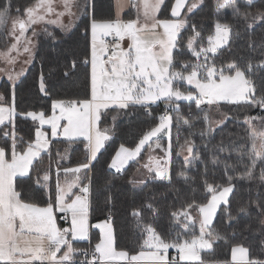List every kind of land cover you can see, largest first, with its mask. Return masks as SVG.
<instances>
[{
	"label": "snow or ice",
	"instance_id": "1",
	"mask_svg": "<svg viewBox=\"0 0 264 264\" xmlns=\"http://www.w3.org/2000/svg\"><path fill=\"white\" fill-rule=\"evenodd\" d=\"M92 0H89L91 3ZM251 5V0H246ZM57 0H35L29 6L21 8L16 6V15H12V0L0 6V29H3L9 21L12 28L9 32L16 43L7 48L6 52H0V58L6 59L9 63L14 62L15 57L9 54L13 51L20 54L18 45L22 38L26 41L23 52L31 55L29 45L31 41L25 33L33 25L41 23L57 24L61 28L63 25L61 17L73 15L72 7L75 0H59L63 11H57ZM143 6L144 22L137 19L124 22L116 20H97L94 16L90 20L91 31V98L83 100L53 101L52 108H58L60 114H53L45 117V113L28 112L27 117L33 121H39L40 125L48 124L51 127L52 137L63 135L68 139L82 136L87 141V155L83 162L74 168H64L65 174H76L74 179L65 181L62 186L57 183L55 201L51 198L46 206L39 207L35 203L25 202L23 194L16 190L14 178L29 175L33 161L40 157L41 151L48 148L46 133L39 128L35 132V142L28 143L26 150L22 153L17 151V140L15 132L14 117L15 93L13 91V102L10 107L0 106V126H4L5 137H11V160L7 159V152L4 147H0V264H73L76 253L81 252L73 246V241L87 240L89 238L88 222V193L90 191L91 177H88L89 184L81 186L80 173L85 175L91 171L93 162L97 160L98 153L105 147V141L111 137L109 129L101 131L98 124L102 121V116L109 109L127 110L133 106H147L150 103L164 101L166 111L159 117V124L146 132L139 140L134 149H129L121 145L108 164L109 169H115L121 173L129 161H134L141 154L145 146L152 147L154 138L164 133L171 139V128L173 117L168 114V108L178 110L175 101L195 100L197 108L200 104L207 102L209 105L219 101H226L232 104L251 103L264 108V95L256 97L257 89H264V79L258 83L251 78L253 64L251 61L246 68H242L235 61L229 62L226 67L217 68L215 57L221 50L229 45L232 36V25L222 23L217 19L214 24V32L205 37L203 26H198L189 14H192L203 0H175L171 7V17L167 19L157 18L164 0H140ZM139 8V5L134 4ZM214 7L217 13L220 9L229 7L232 10L234 21H244L248 29H252L257 22L264 23V10L241 12L237 0H215ZM186 9L184 15L181 10ZM55 13L56 19H49ZM190 29L186 41V47L191 55L196 58L195 62L183 60L177 67V56L183 54L184 44L181 43L182 30ZM17 30L19 35H17ZM85 31H88L86 27ZM35 35V32H33ZM51 35V33H49ZM238 35V34H237ZM112 36V41L105 38ZM127 38L128 47L124 48L122 42ZM206 39V45L204 40ZM174 50H177L174 53ZM211 54V56L209 55ZM86 64L89 61H84ZM75 67V61H73ZM257 68H264V61L256 65ZM190 69V70H189ZM226 70H232L234 74H226ZM19 75V74H18ZM67 75V73H65ZM9 79H14L11 75ZM191 86L195 92L185 89L183 84ZM40 90L46 93V86L43 75L40 77ZM4 100L0 96V101ZM205 120L208 119L205 114ZM115 117L113 120L115 121ZM256 117H245V122L249 125L250 138L253 143V152L249 155L251 164L246 166L243 174L235 179L252 181L256 178L255 169L258 163L261 165L259 179L264 182V132H258L252 121ZM6 121L12 123L11 132L7 129ZM65 121V123H61ZM185 125L189 124L187 119L183 120ZM264 124V120H261ZM62 129V132L60 131ZM204 135V133H201ZM259 139V148L256 146ZM189 156L193 154L191 141L185 142ZM156 148H162L160 143H155ZM165 151V164L159 160L154 161L156 178L159 180H170L168 169L165 165L170 162L171 144ZM199 159V157H195ZM149 160L153 158L149 156ZM212 163L218 164L216 159ZM149 172L153 167L144 165ZM224 175L227 176V184L217 185L209 183L205 179V187L210 198L206 203H197L193 200L183 208L172 212V217L176 222L181 223L185 233L195 227L196 220L189 213V209H194L199 215V235L192 234L190 239L182 238L177 233L175 239L166 240L156 228L151 224L143 225V232L146 238L141 245V252L138 255L128 257L124 251L117 252L113 247V230L111 217L109 220L98 223L96 228L100 229V240L95 244V248L89 257L85 250L82 254L85 260L81 264H112L115 260H129L137 262L140 260L150 261L151 264H204L201 257V250L211 249L212 242L223 237L213 228V220L217 215V210L221 209L228 216V220H233L229 211V196L233 193L235 184L234 177L229 174V169L235 171L231 165L225 164ZM59 170V169H58ZM187 182L190 178L186 173H180ZM49 175L43 176L46 183ZM134 182V181H130ZM39 183V179L37 181ZM139 183H143L140 181ZM73 188H79L80 194H74ZM74 196V198H72ZM259 210V232L264 237V203L254 202ZM152 208V205H148ZM153 214L156 209L152 208ZM63 213L62 219L70 221V226L59 228L57 226L56 213ZM239 213L248 214V206L243 205L238 209ZM134 216L140 217L139 212L134 211ZM183 217V221H181ZM140 221L138 220V224ZM245 227H251L246 225ZM70 237V238H69ZM264 252V238L260 241ZM148 249L145 252L143 249ZM169 249H176L178 256L169 259ZM58 253H62L58 256ZM233 264H264V259L250 258V250L240 245L231 249Z\"/></svg>",
	"mask_w": 264,
	"mask_h": 264
},
{
	"label": "trees",
	"instance_id": "2",
	"mask_svg": "<svg viewBox=\"0 0 264 264\" xmlns=\"http://www.w3.org/2000/svg\"><path fill=\"white\" fill-rule=\"evenodd\" d=\"M5 2L6 0H0V6ZM33 2L35 0H12V15L16 14L17 5L24 8ZM171 3L172 0L164 1L157 15L159 19L170 18ZM214 4L215 0H203V4L189 15L198 26H203L205 37L214 32L217 19L232 25L229 45L215 57L216 67H226L229 62L235 61L242 68H246L251 61L253 64L251 78L258 83L264 79V68L256 67L264 61V23L257 22L252 29H248L244 21L233 20L231 8L225 7L217 13ZM237 4L242 13L264 10V0H253L251 5L246 0H237ZM134 12L132 7L129 8L122 14L121 19L128 18V15L132 16L131 13ZM93 16L97 20H114V0H92L87 10L79 16L74 28L66 35L57 28H50L51 35L46 33L39 37L35 58L25 75L15 84L1 80L0 96H3L4 100L0 101V104L11 106L13 91L15 93L17 115L14 117V124L18 152H23L35 137V121L23 114L43 112L45 116H49L53 101L90 98L89 25ZM182 34L181 43L184 44V48L183 54L177 56V67L183 60L193 63L196 60L186 47V41L191 35L190 29L182 30ZM4 37L3 29H0V44L4 42ZM204 43L206 45V39ZM176 51L174 50V53ZM86 59L89 61L87 64L84 62ZM230 72L232 70H226V73ZM41 75L44 77L46 93L40 90ZM185 89L192 90L184 83L182 90ZM261 95H264V89L258 88L255 96ZM177 105L178 110L170 108V113L168 112L173 117L171 157L168 167V175L171 179L159 180L153 175L138 188L130 181L144 153L139 159L129 162L121 173L109 169L108 164L121 145L127 148L134 147L141 137L158 123L166 107L160 102L150 107L148 111L144 110V106H133L127 110L112 108L102 116L99 125L111 127V138L105 141V147L98 153L91 171L87 175L84 172L81 174V186L88 185V177H91L89 197L91 222L107 219L106 216L109 215L114 236L113 245L125 250L129 255L141 249L146 236L142 230L145 224L151 223L166 240L175 239L177 233L182 236V232L174 222L172 212L183 208L193 200L197 203H205L210 195L206 191L205 179L209 183L226 186L227 176L224 175V166L228 164L235 168V171L229 169L235 184L233 193L229 196V211L235 219L228 220L223 205L218 209L212 228L223 238L213 241L212 248L203 253L202 260L204 264H228L231 261V249L237 245L249 248L250 258L264 259L260 243L264 237L259 232V210L254 203H264V182L259 179L261 165L258 163L254 170L256 176L254 180L235 179L245 172L246 166L251 164L249 155L253 152L251 129L245 122V117H261L264 120V108L251 103H219L218 107L226 118L218 127L211 130L207 127L204 110L197 108L195 101H183ZM115 115L117 116L114 121ZM184 119L189 121L188 125L183 123ZM6 124L5 130L11 132L12 123ZM3 128L4 126H0V129ZM262 132H264V124H262ZM186 141H191L194 147L191 157L184 160L178 152ZM259 143L257 139V148ZM11 145V137H5L3 130H0V147L6 149L7 155L12 152ZM86 145L84 139H51L47 150L33 161L29 175L15 180L16 190L23 194V200L39 206H46L50 198L54 202L57 183L61 182L63 169L74 168L84 161L87 155ZM152 148H155L154 144ZM197 156L199 159L195 158ZM213 159L218 160L219 163L214 165ZM182 172L190 178L187 182L181 177ZM45 174L49 175L46 183L43 181ZM38 179L39 183H37ZM149 204L156 209L155 215L152 208L148 207ZM243 205L248 206V214L238 212ZM134 211L139 212L141 216H134ZM246 225L251 227H245ZM73 246L81 250L74 256V260H78L82 251L87 249L86 243H75ZM181 264L190 263L181 262Z\"/></svg>",
	"mask_w": 264,
	"mask_h": 264
},
{
	"label": "rangeland",
	"instance_id": "3",
	"mask_svg": "<svg viewBox=\"0 0 264 264\" xmlns=\"http://www.w3.org/2000/svg\"><path fill=\"white\" fill-rule=\"evenodd\" d=\"M131 1L133 2V5L134 4L139 5V8L132 5L134 7L135 12L131 13L132 16L128 15V18H125L122 21L127 22L128 20L137 19L138 16H139L140 22L143 23L144 22V15H143L144 9H143L142 4H140V0H131ZM148 2L151 3V2H153V0H148ZM174 3H175V0H172L171 7H172V5ZM88 4L90 6L89 0H75V4L72 7L73 15L70 17L69 15L66 14L63 17H61L63 25L67 26L65 28H61L57 24H49V23H41V24L33 25L32 27H30L28 29V31L25 33V36L28 38V40L31 41V44L29 45V47L31 48V55H29L28 53H24L23 52V47H24V44L26 43V41L22 38L21 43L18 45V49H19L20 54L17 55L16 51H13V52H11L9 54L11 57H15L14 62L9 63L6 59L0 58V82H1V80H6V81H8L11 84H15L18 80H20L25 75V73L27 72L29 66L32 64V60H34V58H35L36 45H37V42L39 40V37L44 35V34H46V33H51L50 32V28H52V27L59 29L65 35L70 33L71 30L74 28L79 16L83 12H85L87 10ZM55 7H56L57 11H63V7L59 3V0H57V3L55 5ZM171 7H170V18H172L171 17ZM185 11H186V9H182L181 10V15ZM15 15H13V16H15ZM49 19H56L55 13H53L49 17ZM114 20H116V19H114ZM11 28H12V24H11V21H9L8 24L3 28V33H4L5 37H4V42H2V44H0V52H6L8 47H10L13 43H16L15 39L11 35H9V32H10ZM33 32H35V35L33 34ZM16 34L19 35V31L18 30H17ZM111 37L112 36H109V37H106L105 39L108 40ZM128 44H129V41L126 38L122 42V46L124 48H127ZM209 55L211 56V54H209ZM90 60H91V31H90ZM90 73H91V64H90ZM226 74L231 75V74H234V72L232 71V72L226 73ZM10 75L14 79H9ZM189 87L191 88V86H189ZM191 91L195 92V89L192 88ZM90 92H91V83H90ZM183 101L184 102H190V101H186V100H181V101H175V104L177 105V103L183 102ZM192 101H195V100H192ZM160 102H162L164 104V106L166 107V103L164 101H157L156 103H152V104L155 105V104L160 103ZM219 103H228V102L219 101V102H217L215 104L209 105L205 101V102L200 104V109H203L205 114H207V116H208L207 127L209 129H211V130H213L214 128L218 127L226 118L225 114H223L220 111L219 107H218ZM170 108H172V107H169L167 110H170ZM53 114L59 115L60 114L59 109L57 108L55 110V113H54V110L51 107L50 115L49 116H45V117L46 118L47 117H51ZM116 116L117 115H115L114 117L116 118ZM256 118L257 119L252 121V124L255 126V128H256V130L258 132H262L261 120H263V119L261 117H256ZM61 123H65V121H61ZM35 124H36V129L39 128L41 131L46 133L47 140H48V145H49L50 140L54 139V138H62V139L70 140V139L64 137L63 135H60V136H57V137H52V135H51V127L48 124H44V125L41 126L39 121H35ZM158 124H159V121H158V123L155 126H157ZM98 127H99V129L101 131H103L104 129H109V133L108 134L109 135L111 134V127L110 126L101 127L98 124ZM36 129H35V132H36ZM60 131L62 132V129H60ZM171 137H172V132H171ZM35 138L36 137H34V141L32 143L35 142ZM74 139H84V138L82 136H79V137H75V138H73L71 140H74ZM258 142H260L259 139H258ZM155 143H160L162 145V148L164 150H167L169 148V144H171V139L169 140V136L167 134L161 133V134H159L158 138H154V142L152 143V146H153V144L155 145ZM136 145L134 147H132V148H129V149H134L136 147ZM119 148L116 151H118ZM145 149H146V151L144 152ZM164 150H162L161 148H156V147L155 148H152V147L149 148L148 146L144 147V149L142 150L141 154L136 158V160L139 159L140 156L144 153L142 161L139 163V165L137 166V168L134 171L133 175L131 176V181H134V182H131V183H132V185L134 187L138 188V187L142 186L144 184V182L148 178L153 177V175L156 176V170H155L154 161L165 157V151ZM42 152H44V151H41V153ZM20 153H22V152H20ZM178 154L184 160H187V159H189L191 157L188 154L187 146H186L185 142L180 146ZM149 156H151L153 158V161L149 160ZM129 162H131V161H129ZM128 164L125 166V168L128 166ZM145 164H149L150 166H152L153 170L151 172H149L148 168L144 167ZM111 170L115 171V169H111ZM62 174L63 175H62L61 178H62V180H65V181L66 180L70 181V180L74 179V177L76 175L74 173L65 174L64 171L62 172ZM81 174H82V172L79 174L80 177H81ZM81 181H82V179H81ZM140 181H143V183H139ZM88 194H89V197H90V191H89ZM210 196H211V193H210L208 198H210ZM188 211L196 220V224H195L194 228L189 229L185 233V229L182 228L181 223L176 222L175 220H174V222L176 223V225L179 227L180 231L182 232V238L190 239L193 233H195L196 235H199V222H198L199 221V215H198V212L196 210H194V209H189ZM107 219H109V218H107ZM107 219L101 220L99 223H103V222L107 221ZM181 221H183V217H181ZM96 224L97 223H95L94 225H96ZM145 238H146V236H145ZM99 240H100V237H99ZM99 240L96 243H98ZM113 247L115 248V250L117 252H120V251L126 252L125 250H121V249L116 248L114 245H113ZM141 250L142 249H140L137 253H135V254H133L131 256L138 255L141 252ZM143 250L145 252L149 251L146 248L143 249ZM208 250H210V249L201 250V257L202 258H203V253L205 251H208ZM172 253H173V256H176V253H178V251L176 249H169V251H168L169 259H171L173 257V256L170 257ZM128 257H129V254H128ZM230 259H231V261L228 264H233V262H232V253H231ZM113 262H112V264H114ZM183 263H186V262H183ZM187 263H190V262H187ZM118 264H120V263H118ZM131 264H151V262L147 261V260H140V261H138L136 263H131Z\"/></svg>",
	"mask_w": 264,
	"mask_h": 264
},
{
	"label": "crops",
	"instance_id": "4",
	"mask_svg": "<svg viewBox=\"0 0 264 264\" xmlns=\"http://www.w3.org/2000/svg\"><path fill=\"white\" fill-rule=\"evenodd\" d=\"M165 1V0H164ZM253 1V0H252ZM114 3H115V18L114 19H121V16L122 14L128 10L129 8H133L134 7L132 6L133 5V2L131 0H114ZM135 11V10H134ZM136 15V14H135ZM158 15V13H157ZM158 18V17H157ZM90 98H91V92H90ZM89 98V99H90ZM0 106H5V107H10L8 105H3V104H0ZM6 123H9L6 121ZM87 142V141H86ZM26 150V149H25ZM11 155H12V152L7 155V159L8 160H11ZM165 159V157H164ZM170 163V162H169ZM169 163L167 165H165L168 169L169 167ZM20 176H17L14 178V183H15V180L16 178H18ZM61 185H64L65 184V180H62L61 178V182H60ZM79 191V188L77 190V188H73L72 189V192L74 194H77V192ZM74 198V196L72 197ZM88 203H89V208H88V222H89V238L87 240H76V241H73L72 243L75 244V243H86V247H90V249L93 251L94 248H95V244L96 242L99 240V237H100V229L99 228H96L95 227V223H99V222H95V223H92L91 220H90V202H89V194H88ZM39 206V205H37ZM39 207H44V206H39ZM60 215H63V213H59L57 212L56 213V216H57V226L61 229L63 228H66V227H69L70 226V221H65L64 219H60L59 216ZM70 238V237H69ZM92 239H94L92 242ZM62 253H58V256L61 255ZM131 255H129V258H130ZM173 256V254H172ZM80 259V258H79ZM78 259V260H79ZM75 261V260H74ZM138 262V261H137ZM39 262H33V264H38ZM114 264H118V263H126V264H131V263H136V262H131L130 259L129 260H115L113 262Z\"/></svg>",
	"mask_w": 264,
	"mask_h": 264
},
{
	"label": "built area",
	"instance_id": "5",
	"mask_svg": "<svg viewBox=\"0 0 264 264\" xmlns=\"http://www.w3.org/2000/svg\"><path fill=\"white\" fill-rule=\"evenodd\" d=\"M112 40H113V37H111V38L108 39L107 41L110 42V41H112ZM66 102H68V101H66ZM152 106H153V104L150 103V104H148L147 106H144V110H145V111H148L149 108L152 107ZM165 111H166V108L163 110L162 115L165 113ZM168 112H169V110H168ZM116 173H117V172H116ZM77 194H80V192L78 191ZM63 215H64V214H63ZM63 215H60L59 218L62 219ZM106 217L109 218V215H107ZM83 251H85V250H83ZM83 251H82V252H83ZM86 251L89 253V257H88V258H90V257H91L92 250L90 249V247H88V248L86 249ZM176 256H178V253H176ZM84 260H85V256H84L83 254H81V258H80L79 260H75V261H73V264H81V261H84ZM38 264H39V263H38Z\"/></svg>",
	"mask_w": 264,
	"mask_h": 264
},
{
	"label": "water",
	"instance_id": "6",
	"mask_svg": "<svg viewBox=\"0 0 264 264\" xmlns=\"http://www.w3.org/2000/svg\"><path fill=\"white\" fill-rule=\"evenodd\" d=\"M159 161H160V163H161L162 165L165 164V159H164V158H160Z\"/></svg>",
	"mask_w": 264,
	"mask_h": 264
}]
</instances>
